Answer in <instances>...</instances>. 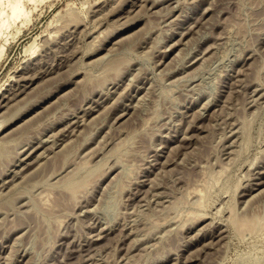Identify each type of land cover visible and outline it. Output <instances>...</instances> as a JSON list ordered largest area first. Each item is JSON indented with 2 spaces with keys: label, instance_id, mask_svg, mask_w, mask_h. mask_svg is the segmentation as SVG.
<instances>
[{
  "label": "rangeland",
  "instance_id": "374dc122",
  "mask_svg": "<svg viewBox=\"0 0 264 264\" xmlns=\"http://www.w3.org/2000/svg\"><path fill=\"white\" fill-rule=\"evenodd\" d=\"M26 8L0 31V264H264V0Z\"/></svg>",
  "mask_w": 264,
  "mask_h": 264
},
{
  "label": "bare ground",
  "instance_id": "6f19581e",
  "mask_svg": "<svg viewBox=\"0 0 264 264\" xmlns=\"http://www.w3.org/2000/svg\"><path fill=\"white\" fill-rule=\"evenodd\" d=\"M38 0H0V31L5 32L6 35H9L8 30L15 25L16 23L20 22L22 25L28 21V11L26 8V4L29 3H36ZM30 12V11H29ZM29 22V21H28ZM27 24V23H26ZM21 26V25H20ZM20 28V27H19ZM11 30V29H10ZM4 41V40H2ZM8 42L7 40L4 41L3 44H0V59L2 58L5 50V43ZM176 44V43H175ZM31 48V47H29ZM28 48V50H29ZM34 52V51H33ZM1 61V60H0ZM34 74V73H33ZM28 75V74H27ZM24 77V76H23ZM26 77V76H25ZM32 77V76H31ZM24 87V86H23ZM22 87V88H23ZM24 89V88H23ZM29 89V88H28ZM18 90V89H17ZM20 92V91H19ZM14 93V92H13ZM27 93V92H26ZM17 94V93H16ZM9 97V96H8ZM7 97V98H8ZM10 98V97H9ZM8 98V99H9ZM17 101V100H16ZM14 103V102H13ZM6 104V103H5ZM10 104V103H9ZM8 104V106H9ZM124 110V109H123ZM127 113V112H126ZM121 115V114H120ZM119 116V115H118ZM127 118V117H125ZM81 119V118H80ZM82 120V119H81ZM125 120V119H124ZM122 121V119H121ZM81 122V121H80ZM87 122V121H86ZM120 122V121H119ZM70 123V122H68ZM72 123V122H71ZM82 125V124H81ZM82 128V127H81ZM64 129V127H63ZM74 129V128H73ZM79 130V129H78ZM72 131V130H71ZM70 132V131H69ZM68 134V133H66ZM70 134V133H69ZM75 134V132H74ZM77 135V134H76ZM58 144V143H57ZM36 145V144H35ZM38 145V144H37ZM36 145V146H37ZM35 147V146H34ZM39 147V146H38ZM48 147V146H47ZM52 148V147H51ZM50 148V149H51ZM29 152V150H28ZM56 152V151H55ZM39 154V153H38ZM43 154V153H42ZM37 157V155H36ZM48 157V156H47ZM40 158V157H39ZM28 163V162H27ZM30 163V162H29ZM32 164V163H30ZM38 164V163H37ZM40 166V165H39ZM38 167V166H37ZM36 167V168H37ZM23 169V168H22ZM21 169V170H22ZM20 171V169H19ZM18 172V171H17ZM28 174V173H27ZM26 175V174H25ZM23 176V175H22ZM19 177V176H18ZM12 181V179H11ZM5 190V189H4ZM240 227L247 226V221H242ZM100 238V237H99Z\"/></svg>",
  "mask_w": 264,
  "mask_h": 264
}]
</instances>
